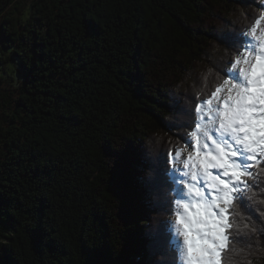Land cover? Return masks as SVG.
Wrapping results in <instances>:
<instances>
[{"label":"trees","instance_id":"trees-1","mask_svg":"<svg viewBox=\"0 0 264 264\" xmlns=\"http://www.w3.org/2000/svg\"><path fill=\"white\" fill-rule=\"evenodd\" d=\"M29 2L25 8L0 0V264L163 260L151 257L143 233L169 222L174 193L161 189L172 206L141 217L134 210L135 175L158 158L162 168H173L169 151L185 147L179 138L190 140V130L180 127L189 116L182 120L176 91L193 75L202 79L187 108L194 120L196 103L224 79V66L206 58L224 51L234 59L237 49L219 37L249 29L264 2ZM248 8L253 17L241 28L218 34ZM9 63L18 77L10 76ZM252 171L264 184V169ZM262 197L264 191L246 200L255 221L235 216L240 228L231 230V264H264ZM152 201L158 202L155 194ZM243 222L256 223L257 231L243 229Z\"/></svg>","mask_w":264,"mask_h":264},{"label":"snow or ice","instance_id":"snow-or-ice-1","mask_svg":"<svg viewBox=\"0 0 264 264\" xmlns=\"http://www.w3.org/2000/svg\"><path fill=\"white\" fill-rule=\"evenodd\" d=\"M257 7L261 15L255 25L264 20V5ZM86 30L91 33L94 27L87 25ZM219 39L237 51L221 73L223 82L209 99L196 103L195 119L183 113L189 123L180 127L190 130V140L179 139L186 149L169 151L171 170L162 168L163 160L158 158L155 167L144 162L135 175L134 210L141 217L145 211L172 206L173 201L162 198L161 189L174 193L176 205L174 225L162 222L155 232L143 233L151 257H164L150 258L145 264H231L230 254L235 252L229 248L231 230L240 228L235 216L255 221L246 200L264 191L252 171L253 166L264 169V30L252 26L240 35L224 34ZM171 110L176 111L175 106ZM145 170L152 175L144 176ZM256 223L243 222L242 227L254 232Z\"/></svg>","mask_w":264,"mask_h":264},{"label":"rangeland","instance_id":"rangeland-1","mask_svg":"<svg viewBox=\"0 0 264 264\" xmlns=\"http://www.w3.org/2000/svg\"><path fill=\"white\" fill-rule=\"evenodd\" d=\"M11 1H14V2H19L20 1V3H22L23 5H25V8H27V7H29V1L30 0H11ZM257 2H260V3H262V2H264V0H256ZM12 6H13V3H10ZM250 4V3H249ZM257 6H258V4H257ZM254 12V10L253 9H251V8H248V13H247V15L246 16H243V17H241L240 16V14H238V16L237 17H235L234 18V22H233V24L231 25V24H225V25H220V29L218 30V31H220L218 34H221V31H227V28H230V29H232V32H233V27L234 26H236V25H239V26H237V27H235V28H241V23L240 22H242V20L244 19V21L243 22H245L246 20H250L252 17H253V13ZM1 13L2 12H0V20H1ZM260 17V16H259ZM259 17H257L256 19H255V21L257 20V19H259ZM248 18V19H247ZM254 21V22H255ZM253 22V24H252V26H256L257 28H258V32L259 31H262V30H264V20H262L261 22H260V24L259 25H255V23ZM218 24H220V21L218 22ZM251 26V27H252ZM213 46H214V44L213 45H211V50H212V48H213ZM209 50H210V48H209ZM220 52H222V54H223V57H220ZM228 52V51H227ZM211 54H212V52H211ZM218 56H216V58L214 59L213 58V56L214 55H212V56H210V57H207L206 58V61H210L211 62V64L212 63H215V64H222V66H224V68H222L220 71H226L227 70V68H226V65H227V63H228V61H230V56L229 57H227L226 58V55H225V52L224 51H219L218 52ZM7 68H8V71H13V65H12V63H9V64H7V66H6ZM215 73H216V71H215ZM10 74V76H12V77H18L19 76V74L17 73V70H14L12 73H9ZM217 74H218V72H217ZM216 75V74H215ZM190 80V82L186 85V87H184V86H180V89H179V91L177 90L176 91V95H178L177 97H179L178 98V102H177V106L179 107V106H183V110H185V112L187 113V108H189V105L191 104V102H192V100H193V96L194 95H196V93H197V91L199 90V88L201 87V85H203L202 84V79L201 78H199L198 77V75L196 76V75H193V78L192 79H189ZM176 97V98H177ZM217 102L216 101H214L213 102V105H215ZM182 104H184V105H182ZM187 106V107H186ZM205 107H207V106H205ZM183 114V113H182ZM184 116H186V115H184L183 114V121L185 120L184 119ZM177 134H178V132H176ZM179 135V134H178ZM169 137H172V138H175L174 136H172V135H168ZM175 136H176V134H175ZM190 136V135H189ZM169 137H167V138H169ZM166 138V139H167ZM162 140V141H159L157 144L160 146V148L159 149H165L166 147H163V145L165 144V146H167V140ZM182 149H186V146L184 147V148H182ZM162 151V150H161ZM184 158H186L187 157V150H185V152H184ZM180 167L182 168L183 167V165L181 164L180 165ZM185 192H186V190H185ZM180 211H182V209H180ZM169 222H171L173 225H174V223H175V210H174V212H173V215L169 218Z\"/></svg>","mask_w":264,"mask_h":264}]
</instances>
